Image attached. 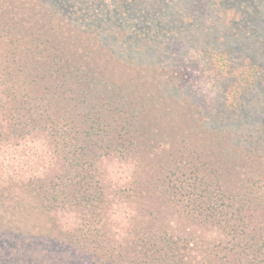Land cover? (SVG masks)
Listing matches in <instances>:
<instances>
[{"label": "trees", "instance_id": "obj_1", "mask_svg": "<svg viewBox=\"0 0 264 264\" xmlns=\"http://www.w3.org/2000/svg\"><path fill=\"white\" fill-rule=\"evenodd\" d=\"M80 1L97 37L152 18L147 0ZM217 2L248 32L239 45L264 32V0ZM43 3L0 0V147L41 140L48 153L31 174L0 172V264H264V63L235 65L225 33L203 49L228 80L212 120L180 95L189 66L159 32L137 37L154 56L132 85L55 22L62 5ZM108 158L131 163V179L114 181Z\"/></svg>", "mask_w": 264, "mask_h": 264}, {"label": "rangeland", "instance_id": "obj_2", "mask_svg": "<svg viewBox=\"0 0 264 264\" xmlns=\"http://www.w3.org/2000/svg\"><path fill=\"white\" fill-rule=\"evenodd\" d=\"M92 1L99 5L98 0ZM43 2L49 9L51 7L47 3L51 6L62 5V8H60V10L62 9L60 11L62 14L57 15L58 18L55 19V22L59 23L62 21L59 19L60 16L67 19L69 21L67 25L66 23L60 22L65 31L68 32L67 29H69L70 34L74 37L81 38L77 39L78 41L83 42L87 40L88 42L86 44L88 48L95 51V54L97 53L96 57L98 59L101 58V55L98 53H107V56L111 58L109 62L105 59H100V62L105 64V66L113 68L119 62L117 67L120 68L118 69L120 75L126 76L127 82L132 85L136 82L135 79L139 75V72L151 66L154 56L153 53H141V51H138L139 49L136 50L137 37H142L141 33L145 30L147 37L145 40H143L144 37L139 39L140 43L143 41L145 44L150 40H155V35H158L159 32L162 38H164L161 41L165 40L164 42L167 43V56L173 60L182 61L189 66L184 73L189 74V81L185 87L188 86L190 90L187 92L181 91L180 95L182 97L188 96V98L190 96V98L192 97L196 102L202 104L209 111V114L211 113L210 118L212 120L215 117L214 111L222 105L225 106L228 80L226 78H218L217 70L214 69V65L209 57L205 55L204 48H207V46H223L222 42L224 41L222 40L220 42L219 36L225 33L229 42L228 46H233L231 48L234 49L233 44H237L232 53L235 65L239 62L241 63L247 56L256 55L264 63V54H261L263 51L264 32H262L263 37L261 36L260 38L258 34L261 33L257 35H254V33L250 34L249 37L252 41L239 45L241 40H246L248 32L246 34L244 33L245 29H242L241 32L245 34V37L239 39V36H236L233 28L237 20L231 19L230 2H222L219 5L217 0L142 1L140 9L145 10L152 18L145 20L147 21L146 24L138 25L134 21H131L132 19L128 23L121 20L120 23H117V20H115L113 24L115 25L116 23L119 28L115 29V32L113 31L111 34L107 33L106 38L98 34L99 37L94 35L96 30H98L97 27L89 25L86 22L85 19L89 13V6L84 3L85 1L43 0ZM106 2L111 5L110 8L113 10L120 9L121 5H115L114 0H106ZM40 9L43 10L42 5ZM132 10L133 8L130 9L129 14L131 16L136 15L134 10L133 12ZM122 32L130 33L131 36L125 38ZM261 75L262 80H258V82L260 87H264V72ZM253 96L258 97L260 94H252L249 97H245L244 100L252 99ZM46 151L47 148L42 144L41 140L26 142L17 148L5 149L0 147V164L4 167L1 168L0 165V172H5V174L10 172L23 175L31 174L33 171L38 170V168L41 169V166L47 162L48 153ZM103 166L110 177L116 182L125 183L131 179L133 171V165L131 163L121 162L118 158H108L103 162ZM122 216V212L117 211L116 217L122 219Z\"/></svg>", "mask_w": 264, "mask_h": 264}]
</instances>
